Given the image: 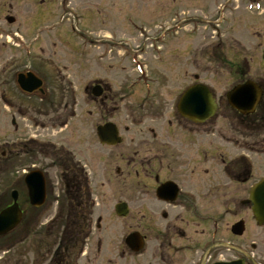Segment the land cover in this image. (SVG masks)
<instances>
[{"label": "flooded vegetation", "instance_id": "1", "mask_svg": "<svg viewBox=\"0 0 264 264\" xmlns=\"http://www.w3.org/2000/svg\"><path fill=\"white\" fill-rule=\"evenodd\" d=\"M162 3L164 13L179 16L175 37L189 26V42L177 40L166 49L173 37L168 28H163L162 44H145L146 51H133L127 39L122 44L127 52L122 54H127L129 65L134 56L146 75L95 79L96 97L88 92L96 106L97 125L112 123L116 128L113 144L97 140L98 146L92 148L111 166L116 203L124 202L127 214L110 221V227L121 229L120 236L106 242L103 232L93 238L92 250L85 247L78 264H264V224L254 218L248 200L255 180L243 149L248 144L246 132L239 133L230 123L221 129L215 118L199 123L184 116L178 106L185 89L205 79L199 75L200 57L196 58L200 47L204 46L202 55L208 53L205 63L217 53L251 47L260 51L264 62V0H193L195 9L182 0ZM248 3L259 6L254 21L246 17ZM0 6L5 20L19 21L6 12L11 3L1 0ZM203 30L213 40L205 41ZM248 37L254 39L251 45ZM147 49L162 71L168 73L164 68L171 65L172 74L147 76ZM185 55L190 72L184 69ZM243 62L237 70L242 78L248 69L246 59ZM256 83L264 92L262 82ZM2 94L6 97L7 91ZM7 155V149L0 150L1 168L9 159L15 162L12 153L9 159ZM23 202L18 192L17 203ZM7 205V192L0 189V210ZM56 258L58 264H70Z\"/></svg>", "mask_w": 264, "mask_h": 264}, {"label": "rangeland", "instance_id": "2", "mask_svg": "<svg viewBox=\"0 0 264 264\" xmlns=\"http://www.w3.org/2000/svg\"><path fill=\"white\" fill-rule=\"evenodd\" d=\"M39 1L37 0L34 5V0H7L13 7L5 11L17 16L19 21L16 23L8 24L4 21V11L0 12V150L7 149V153H12L15 159V162L10 164L7 155L9 159L7 164L2 168L0 166V189L6 186L3 189L8 190V199L12 189L21 194L23 173L33 168L44 171L47 186L44 205L40 208L24 205L26 215L22 228L0 239V264H45L50 256L48 249L54 247L52 234L44 233V239L36 243L34 230L44 227L40 225L46 223L44 222L46 217L55 214V199L61 187L57 181L56 171L51 168L52 163L33 150L32 141L45 143L47 139L52 138L64 146L58 143L56 149L71 151L75 160L84 166L92 198L96 203V207L94 204L92 209L90 235L86 240V247H90L91 251L93 246L91 241L103 232L108 235L106 242L116 240L120 236V228L109 226L110 221L117 219L114 213L117 196L111 180L113 174L111 166L100 157V154L95 153L97 148L95 150L92 148L94 145L98 146L95 135L96 106L85 94L84 89L91 85L94 79L112 80L115 77L131 78L136 75L127 62V54H122L127 51L120 50L122 44L120 47L117 46L119 42L117 39L129 37L126 40H130L133 51L139 49L146 51L144 45H159L154 40L155 36L163 31L161 29L166 24L177 26L179 17L172 16L171 12L164 13L163 0H44V3ZM192 2L193 0H182V4L187 8H197L196 3ZM247 10L248 20L258 19L257 13L260 10L251 8ZM79 13L85 17L84 21H79ZM69 19L76 20L79 25L74 27L75 25L68 23ZM84 28L87 29V45H82V37L79 38ZM15 29L28 39L33 35L37 40L42 34L40 42L33 44L34 48L30 49V54L26 55L21 47L17 48L15 41L5 43L9 41L5 39L6 35ZM188 29L189 26H186L183 34L171 37L165 48L175 45L177 40L182 44L189 42L188 35L191 34ZM107 32L115 34L111 36V40L104 38L108 36ZM203 34L205 41L213 40L208 30H203ZM253 42V37H248V44L251 45ZM203 48L204 46L200 47L201 50ZM201 50L196 58L201 59L203 56ZM138 54L142 57L143 53L140 51ZM186 56L184 69L190 72L192 68ZM244 58L249 65L245 76L249 75L252 79L255 77L264 85V63L260 51L253 47L237 53L223 52L221 58L215 59V62H200L199 70L202 75H206L204 82L212 88L217 100L220 97L224 98L227 90L238 80L235 68L243 63ZM205 60L207 59L203 58V61ZM226 60L232 66L230 77H225L227 67L224 68L223 64ZM147 62V73L149 72L152 77L172 74L171 65L164 68L168 73L161 70V64L149 49ZM24 71H32L43 80L44 94H25L18 89L15 82L16 74ZM5 90L6 97L2 94ZM1 99L8 103L9 110L3 106ZM221 108V114L227 112L222 101ZM228 114L230 118L224 119L221 116L218 118L219 121L215 122L222 125L221 129H224V124L234 123L232 113ZM64 116L67 125L59 131L58 124H54L53 119L59 122ZM11 117L15 121L14 130L13 126L10 128ZM6 141L8 144L3 146ZM21 146L26 147L25 151L17 155ZM250 152L252 178L256 181L264 176V155ZM23 191L25 193L24 186ZM8 248L9 250L3 253V250ZM36 248L40 253L36 252Z\"/></svg>", "mask_w": 264, "mask_h": 264}, {"label": "water", "instance_id": "3", "mask_svg": "<svg viewBox=\"0 0 264 264\" xmlns=\"http://www.w3.org/2000/svg\"><path fill=\"white\" fill-rule=\"evenodd\" d=\"M17 84L24 92L42 91V82L31 72L20 73L17 76ZM261 96L260 89L252 84L246 82L244 84L236 85L227 93L226 98L231 106L239 111H243L244 107L250 106L249 110H253L255 104ZM182 101L187 109L185 114L192 118V114H198L199 119L203 120L213 114L216 104L212 98L209 90L204 85H194L189 88L182 97ZM246 111L248 109H245ZM97 134L101 142H113L115 130L113 126L107 125L97 128ZM25 183L28 189L30 203L34 206H39L43 203L44 179L39 171H32L25 177ZM14 203L7 208L0 211V234L12 229L21 218V211L18 208L16 200V193H12ZM250 199L253 203V214L259 221L264 222V178L256 184L251 192ZM118 214L123 215L121 206H116Z\"/></svg>", "mask_w": 264, "mask_h": 264}, {"label": "trees", "instance_id": "4", "mask_svg": "<svg viewBox=\"0 0 264 264\" xmlns=\"http://www.w3.org/2000/svg\"><path fill=\"white\" fill-rule=\"evenodd\" d=\"M258 120L248 122L251 130L264 128V108L261 106ZM258 123V124H257ZM60 176L65 185V191L60 200L61 208L53 221L57 223V230L60 228V244L58 252L66 255L72 254L86 236L88 227V214L90 210L88 194L84 179L78 171L73 168V173L69 178L66 174V165H61Z\"/></svg>", "mask_w": 264, "mask_h": 264}]
</instances>
